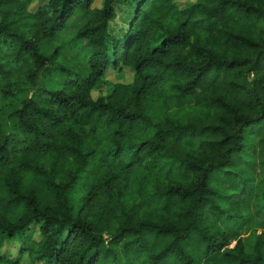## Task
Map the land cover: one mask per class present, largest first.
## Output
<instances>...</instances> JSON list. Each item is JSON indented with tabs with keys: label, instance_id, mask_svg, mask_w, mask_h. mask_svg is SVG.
Here are the masks:
<instances>
[{
	"label": "trees",
	"instance_id": "16d2710c",
	"mask_svg": "<svg viewBox=\"0 0 264 264\" xmlns=\"http://www.w3.org/2000/svg\"><path fill=\"white\" fill-rule=\"evenodd\" d=\"M95 2L0 0V264H264V0Z\"/></svg>",
	"mask_w": 264,
	"mask_h": 264
},
{
	"label": "rangeland",
	"instance_id": "374dc122",
	"mask_svg": "<svg viewBox=\"0 0 264 264\" xmlns=\"http://www.w3.org/2000/svg\"><path fill=\"white\" fill-rule=\"evenodd\" d=\"M103 0H96L95 2V7H100L101 3ZM193 0H180V3L182 5H184L187 2H191ZM79 18H76L75 21L73 22V24H75V27H78L80 25V23L78 22ZM74 30V28H73ZM72 37V35L69 37V39ZM55 48H60L61 49V60L62 62L68 66V67H72L75 70H79L80 67V56L78 55V50H73L72 48L68 47L65 44H59V43H48L46 44V46L44 47V50L46 52H52ZM111 79H113L114 81H119L121 79H119L116 74L114 73L113 76L110 77ZM130 78V74L126 75L125 81L126 79ZM62 79V76L53 71L49 74H45L41 76V81H40V86L45 85L48 89H56L58 86V82H60V80ZM34 93V90H30V92L28 94V96H31ZM94 96L97 97V92L94 93ZM6 117V116H4ZM257 145H258V152H257V157H256V162L254 166L249 167V171L245 172L246 175L249 174L251 171L254 173V176L259 177V179H261L262 177H264V169H263V160H264V129L259 133L258 138L256 139ZM248 166V165H246ZM236 170L238 172H241V170H243V167L241 168H236ZM233 180V184L228 183V185L225 187L224 193L229 194L231 193L232 187L236 186V184L238 183V179L234 178ZM248 198V203H247V208L252 211V215L255 216V218L258 220L256 221L257 223H260L262 219V217L258 214V208H257V200H258V195H257V191L256 190H252L251 192H249L247 195ZM251 230L250 229H245L243 231V237L248 239L251 234H250ZM258 233H261V229L257 231ZM9 245L6 244L5 248L9 249Z\"/></svg>",
	"mask_w": 264,
	"mask_h": 264
},
{
	"label": "clouds",
	"instance_id": "9594fccd",
	"mask_svg": "<svg viewBox=\"0 0 264 264\" xmlns=\"http://www.w3.org/2000/svg\"><path fill=\"white\" fill-rule=\"evenodd\" d=\"M205 103L204 101H201V104Z\"/></svg>",
	"mask_w": 264,
	"mask_h": 264
}]
</instances>
